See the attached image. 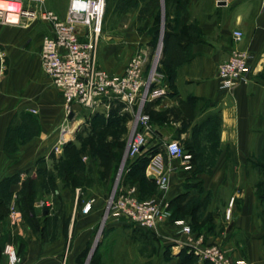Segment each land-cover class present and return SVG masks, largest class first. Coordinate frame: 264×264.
Listing matches in <instances>:
<instances>
[{"label": "crops", "instance_id": "1", "mask_svg": "<svg viewBox=\"0 0 264 264\" xmlns=\"http://www.w3.org/2000/svg\"><path fill=\"white\" fill-rule=\"evenodd\" d=\"M140 1L129 0V8L121 13L122 0L111 2L99 60L112 73H121L139 46L147 52L154 41L150 33L157 27L154 19L144 29L138 25ZM203 1L188 0L174 23L179 32L170 54L171 59L179 60L174 77L166 67L159 68L167 94L154 99L153 108H173L177 118L162 121L151 117L147 144L140 154L157 149L150 156L146 176L155 183L161 173L169 179L168 190L162 193L159 189L151 199L166 197L170 201L185 193L187 202L195 198L192 209L197 210L195 216L187 213L172 218L169 207L168 216L156 228H137L130 243L152 252H138L140 264H211L192 251L200 238L205 244L223 246L234 258L264 264V223L258 217L257 196L262 180L258 163L264 155V2L208 0L203 8ZM150 4L160 6V0H150ZM235 30L243 32L242 40L233 39ZM49 33L50 26L44 22L0 23V42L6 54L0 83V183L4 177L10 179L11 208L4 215V195L0 193V264H8L6 244L15 248L16 264H76L86 243L77 238L79 233L85 229L84 235L92 234L83 225L87 215L74 207L78 194L76 198V192L74 196L66 186L49 197L48 204L53 205L49 212L35 213L38 224L43 222L37 229L17 208L25 174L29 170L35 173L47 162L51 166V154L65 122L64 98L41 64L43 38ZM234 49L250 52L251 72L230 92L221 88L218 68ZM108 59L124 62L116 66ZM73 109L71 123L75 126L83 117L78 107ZM172 140L183 146L187 161L170 155L166 145ZM136 158L127 160V169ZM2 187L0 184V192ZM96 197L95 202L102 203L103 196ZM60 200L62 212H52ZM185 225L192 228L191 233L183 230Z\"/></svg>", "mask_w": 264, "mask_h": 264}, {"label": "built area", "instance_id": "2", "mask_svg": "<svg viewBox=\"0 0 264 264\" xmlns=\"http://www.w3.org/2000/svg\"><path fill=\"white\" fill-rule=\"evenodd\" d=\"M106 8L107 0H70L67 13L62 16L45 8L42 0H0V23L18 25L27 18L50 26V33L44 36L42 42L41 64L62 94L66 110L56 150L65 143L63 135L70 131L72 120L69 116L75 106L110 112L115 103H121L124 105L122 111L131 112L135 124L125 156L128 160L138 157L147 144L146 131L150 129L151 116L145 111L146 104L163 97L167 90L162 83L164 75L158 70L157 60L148 68V56L144 51L135 53L121 73H112L100 65ZM243 36L241 30H235L232 35L235 41L242 40ZM5 57L0 42V83L6 68ZM250 58L248 50L234 49L230 57L220 63L218 71L223 90L231 92L247 80L251 72ZM137 126L145 131L136 130ZM166 147L171 156L181 157L184 161L189 159L179 141H169ZM156 180L161 192H166L168 176L161 173ZM93 201L85 204L84 212L91 209ZM169 207L166 197L141 200L136 185L123 186L109 199L106 217L125 218L140 228L154 229L166 219ZM183 230L192 232L188 225ZM192 247L196 255L212 264H250L245 259L230 256L219 244L203 243L201 238ZM4 252L8 255V264L18 262L13 245L6 244Z\"/></svg>", "mask_w": 264, "mask_h": 264}, {"label": "rangeland", "instance_id": "3", "mask_svg": "<svg viewBox=\"0 0 264 264\" xmlns=\"http://www.w3.org/2000/svg\"><path fill=\"white\" fill-rule=\"evenodd\" d=\"M68 2L69 0H42L45 8L54 10L62 15L66 12L67 6L69 5ZM111 2L112 0H107L104 30L106 27L107 18L111 16L112 13ZM175 3L176 0H173L169 7L172 20L178 19L175 16ZM148 4H150V0ZM207 4L208 0H204L202 7H206ZM147 6L148 5L146 4L145 0H141L140 4H138V25H140L142 29L147 27L146 25L150 22L152 17V14H150L151 6L145 9ZM127 9L128 2L127 0H124L119 6V11L120 13L126 12ZM144 9L146 12L143 11ZM160 10L162 12V18L164 19L166 12L165 0H160ZM180 14L181 13H179V16ZM24 20L29 21L30 19L24 18ZM150 33L154 36V41L148 48V53L142 46H139V50H137L135 53L144 51L147 54L148 68H151L152 64L157 60L158 70L159 68L161 70V67H166V65H169L172 69H175V63H173L174 61L172 62V60L175 59H171L170 56L173 47H171L167 59L164 61L163 58V21L160 24L158 31L151 29ZM173 44H171V46H173ZM108 60H110L109 62L113 61L116 66H120V64L124 62L120 59ZM178 61H176V63H178ZM78 110L80 115L83 117V121L75 126L73 123H71L70 130L74 132H72L73 135L71 133L70 139L60 145V150L57 151L54 149L52 151L54 152V155H58V160L53 158L52 161H49L51 166H49L47 162L43 166L39 167L35 173L29 170L25 174L24 182L26 181V185L24 188L22 186L18 194L22 200L21 202H18L17 208H19L22 214H24V210L32 207L34 208L35 213L40 215L43 214V209L47 207L52 208V203L48 204L50 201L49 197L52 195L54 196V190L52 187H50V174L52 173L57 179V189L62 190V188L65 187V184H69L68 188H70L74 196L76 192V198L78 194L79 200L77 204L75 200L74 207H78V210H81V212L87 215L83 225L92 229V234H90L88 237L83 234L86 231L85 229L82 231V233L80 232L79 236L77 237L79 239L83 238L86 240L85 247H89V252L86 259L84 260V264H140L141 256L138 255V252H140L141 255L151 254L152 252L149 247L146 249H142V247L138 249L136 246L132 245V242L130 243L131 237L137 230V226L133 223L131 224V222L128 220V222L125 221V218H117V221L115 220L116 218L106 217L109 199L113 194L117 192L119 193L122 190V183L128 170L125 156L127 154L133 132L135 131L133 115L128 119L129 121L124 124L109 118L111 111L109 112L106 109L93 110L90 108L78 107ZM35 126L33 127L35 128ZM139 129L140 127L137 126L136 130ZM66 133H69V131ZM69 143L72 144L67 147ZM120 149H123V154L118 157L116 154ZM55 165H61L63 170L57 169ZM50 167L51 169L52 167H56L54 168L56 170H50ZM66 168L68 169L66 170ZM144 174L146 175V171ZM144 174L140 173L135 176L133 182L131 181V183H136V181L143 179ZM62 178L64 180H62ZM7 180V177H4L5 183ZM128 186L132 185H124V187ZM1 189L2 192L0 193L2 195L6 194V185H3ZM159 189V184L156 180L155 184L146 189L143 195L146 199L141 200H150V197L156 194ZM100 194L103 196V198L101 199L102 203L98 204L95 202V199L97 198L96 196ZM60 198L61 197H59V199ZM90 199L94 200L91 204L92 208L88 212H84L83 208ZM61 200L58 201V205H56L55 210L52 209V212H62ZM191 204L195 205L196 201L191 202ZM5 210L4 212H8L11 210V208L8 206V211ZM96 211H99V213H95ZM60 214L62 215V213ZM227 215H229V212ZM56 217V222H58V214ZM259 219L260 222L264 223L262 218L259 217ZM77 222L79 223V220H77ZM41 223L38 224L37 222L38 225ZM44 223L48 222L44 221ZM81 234H83V236H81ZM75 238L76 236H74L72 244ZM67 249H69V241L66 246V252Z\"/></svg>", "mask_w": 264, "mask_h": 264}, {"label": "trees", "instance_id": "4", "mask_svg": "<svg viewBox=\"0 0 264 264\" xmlns=\"http://www.w3.org/2000/svg\"><path fill=\"white\" fill-rule=\"evenodd\" d=\"M124 0H122L123 2ZM173 0H165V6H166V12H165V18H162V12L160 10V6L157 4L155 7L152 6V4H148L146 3L148 6L145 8L147 9L149 6H151V10H150V14H152V17L150 19V22L152 19H154L157 27L155 28L156 31L159 30L160 28V24L162 23V21L164 20V24H165V30H164V61L167 59V57L169 56V51L171 50V44H173L174 38L179 36V32L177 31V28H175L174 23H176L180 16L179 13H181L183 11V8L185 7L186 3L188 2V0H176V3L174 5L175 8V16L178 18L176 20H172L171 19V15H170V4L172 3ZM121 2V3H122ZM128 2V8H129V0H127ZM139 2V1H138ZM120 3V4H121ZM138 5V4H137ZM143 10L144 12H146V10ZM142 11V10H141ZM142 11V12H143ZM150 22L146 25L148 26L150 24ZM174 61V62H173ZM173 63H175V67L177 65L176 60H172ZM166 68L168 70V72L170 73L171 77H174V69H172L169 65H166ZM174 68V67H173ZM154 101V100H153ZM153 101H150L146 104L145 107V111L148 112L150 114L151 117H155L158 118L162 121H168L170 119H176L177 116L174 113V109L170 108V109H166V110H161V111H157L153 108ZM124 105L121 103H115L111 109L110 112V116L109 118L121 122V123H127L129 120V118L132 116V113L129 111H122ZM72 143H69L67 145V147H69ZM155 152H157V149H154L153 151H151L150 153H147L145 155H140L136 158V160L130 165V167L127 170V173L125 175V179L122 183V185H136L138 187L139 190V197L140 199H146L144 198V193L146 191L147 188L151 187V185L155 184V181H151L150 179H148V177L144 174V172L146 171V168L151 160V155L154 154ZM105 154V152H104ZM123 154V149L118 150L117 154L118 157H120ZM51 157L54 158L55 155L52 153ZM195 159V157H194ZM259 166L262 169V180L260 181L258 188H257V196H258V216L260 218H262V220L264 221V155L262 157V159L259 161ZM57 169L59 170H63V167L61 165L57 166ZM55 167V168H56ZM68 168H66L67 170ZM56 170V169H55ZM144 174L143 179L136 181V183H131V181L133 182V179L135 176H137L138 174ZM65 179V177H64ZM62 178V180H64ZM32 181V180H31ZM72 181V180H71ZM26 182V181H25ZM23 182V188L25 187L26 183ZM56 176L53 175L52 173L50 174V187L53 188L54 192L57 190L56 188ZM130 182V183H129ZM66 183V182H65ZM1 185H6V194H4V210L8 211V199H9V192L7 187L10 184V179H8L5 182H1ZM66 187L69 186V184H65ZM25 199V198H24ZM21 197H19L18 202H21ZM187 200V195L185 193H180L178 196H176L175 198H173L172 200H170V208L172 207V218H177L180 216H184L187 213H191L192 215L195 216L196 210L197 208H193L192 209V204L191 202L195 201V198L191 201L189 200L188 202ZM92 208V207H91ZM261 208V209H260ZM48 212H49V208H45ZM7 214V212H4V215ZM26 215V216H25ZM24 216L27 218L30 226L32 228H36L37 229V222L38 219L35 217V210L34 208H29L27 210H24ZM132 224V223H131ZM139 229H143L140 227H136ZM148 230V229H146ZM43 237V236H41ZM89 252V247H85L84 249H82L76 256V264H84V260L86 259L87 255ZM212 264V263H211Z\"/></svg>", "mask_w": 264, "mask_h": 264}, {"label": "bare ground", "instance_id": "5", "mask_svg": "<svg viewBox=\"0 0 264 264\" xmlns=\"http://www.w3.org/2000/svg\"><path fill=\"white\" fill-rule=\"evenodd\" d=\"M67 132H68V131H67ZM71 133H72V132L69 131V133H66V134L63 136V141H64V142H66V141H68V140L70 139Z\"/></svg>", "mask_w": 264, "mask_h": 264}, {"label": "water", "instance_id": "6", "mask_svg": "<svg viewBox=\"0 0 264 264\" xmlns=\"http://www.w3.org/2000/svg\"><path fill=\"white\" fill-rule=\"evenodd\" d=\"M164 23H165V22H164V20H163V31H164ZM69 117H70V119H72V118L74 117V113H71Z\"/></svg>", "mask_w": 264, "mask_h": 264}]
</instances>
